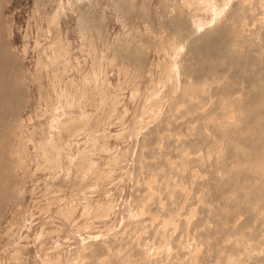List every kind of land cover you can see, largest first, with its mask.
<instances>
[{"label":"rangeland","instance_id":"obj_1","mask_svg":"<svg viewBox=\"0 0 264 264\" xmlns=\"http://www.w3.org/2000/svg\"><path fill=\"white\" fill-rule=\"evenodd\" d=\"M188 1L2 0V42L21 62L13 75L21 100L8 137L15 190L13 203L0 204V264L81 262L80 249L74 257L71 247L108 240L128 225L132 190L142 176L136 179L138 165L133 167L138 144L153 123L144 117L152 109L159 116L167 101L158 97L164 90L161 71L172 67L171 26L193 17L211 20L213 4L224 11L231 2ZM62 117L67 121L60 124ZM70 127L74 134L66 137ZM17 148L24 154L21 166Z\"/></svg>","mask_w":264,"mask_h":264},{"label":"bare ground","instance_id":"obj_2","mask_svg":"<svg viewBox=\"0 0 264 264\" xmlns=\"http://www.w3.org/2000/svg\"><path fill=\"white\" fill-rule=\"evenodd\" d=\"M201 1L208 4L213 0ZM1 3L2 205L13 203L14 198L11 181L15 160L9 157L8 137L15 126L13 109L21 100L13 79L20 73L21 62L2 42L5 28ZM213 6L211 20H172V33H167L172 67L161 71L164 90L160 87L158 97L167 101L159 116L154 109L145 117L140 115L144 120L153 119V123L141 132L142 138L139 135L141 148L137 147L139 153L135 151L138 163L135 161L133 167L138 165L134 173L138 177L134 176L139 179L142 175L143 182L134 178L136 188L132 185L129 204L133 215L125 220L127 226L121 224L126 229L113 231L116 236L121 233L119 238L109 233L108 240L95 237L100 240L71 247L70 255L75 257L80 249L84 260L79 252L76 259L81 262H71L74 257L70 256L66 264H264V0H231L224 11L217 4ZM63 120L67 121L63 118L60 124ZM17 149L16 162L21 166L24 154ZM70 167L74 172L75 166ZM115 241L118 246L113 245Z\"/></svg>","mask_w":264,"mask_h":264}]
</instances>
